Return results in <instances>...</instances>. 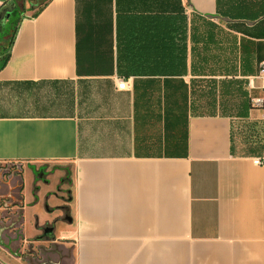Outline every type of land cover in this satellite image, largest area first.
<instances>
[{
  "label": "crops",
  "instance_id": "crops-1",
  "mask_svg": "<svg viewBox=\"0 0 264 264\" xmlns=\"http://www.w3.org/2000/svg\"><path fill=\"white\" fill-rule=\"evenodd\" d=\"M263 60L264 0L24 12L0 69V264H264Z\"/></svg>",
  "mask_w": 264,
  "mask_h": 264
},
{
  "label": "trees",
  "instance_id": "trees-1",
  "mask_svg": "<svg viewBox=\"0 0 264 264\" xmlns=\"http://www.w3.org/2000/svg\"><path fill=\"white\" fill-rule=\"evenodd\" d=\"M49 1L50 0L43 2L41 6L33 13V16H37L40 13V11L47 5ZM6 7L8 9V12L6 13L4 20L5 19H8V20L1 32L0 48L2 49L4 47V43L7 40H8V45H7L6 53L2 56V61L0 63V69L6 65L10 57V46L14 41V37L18 31V27H19L20 21L23 19V13H24L23 10L17 7L15 2L7 4ZM11 24L14 25L12 33H10V31L8 30V26H11ZM126 79H128V77Z\"/></svg>",
  "mask_w": 264,
  "mask_h": 264
},
{
  "label": "built area",
  "instance_id": "built-area-1",
  "mask_svg": "<svg viewBox=\"0 0 264 264\" xmlns=\"http://www.w3.org/2000/svg\"><path fill=\"white\" fill-rule=\"evenodd\" d=\"M14 0H3L0 1V10L6 6L7 4L12 3ZM259 81V88L261 90V94L258 96H254L251 98V103L255 107H260L264 111V60L260 63L259 72L255 76H251V82L254 85V81ZM130 86V79L121 78L118 83V87L121 89L128 88ZM263 160L260 158L255 160V163H261Z\"/></svg>",
  "mask_w": 264,
  "mask_h": 264
},
{
  "label": "rangeland",
  "instance_id": "rangeland-1",
  "mask_svg": "<svg viewBox=\"0 0 264 264\" xmlns=\"http://www.w3.org/2000/svg\"><path fill=\"white\" fill-rule=\"evenodd\" d=\"M42 1L44 0H21L19 1V3L18 2L17 3L19 5L18 8L23 9V11L26 14H33ZM13 26L14 25L12 24L11 26H8V30L10 31V33H12ZM7 45H8V40L4 43V47L2 49L0 48V63L2 61V56L6 53ZM7 168H12V165L0 164V172H3L4 169H7Z\"/></svg>",
  "mask_w": 264,
  "mask_h": 264
},
{
  "label": "water",
  "instance_id": "water-1",
  "mask_svg": "<svg viewBox=\"0 0 264 264\" xmlns=\"http://www.w3.org/2000/svg\"><path fill=\"white\" fill-rule=\"evenodd\" d=\"M8 12V9H7V7L6 6H4L3 8H2V10L0 11V21H3L4 20V18H5V16H6V13ZM210 17H212V15H209ZM49 232H51V230L49 229L48 230Z\"/></svg>",
  "mask_w": 264,
  "mask_h": 264
}]
</instances>
